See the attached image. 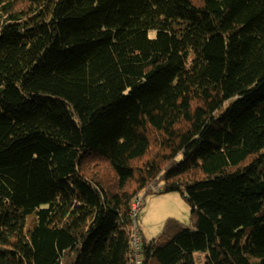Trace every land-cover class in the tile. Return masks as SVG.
<instances>
[{"label": "trees", "instance_id": "obj_1", "mask_svg": "<svg viewBox=\"0 0 264 264\" xmlns=\"http://www.w3.org/2000/svg\"><path fill=\"white\" fill-rule=\"evenodd\" d=\"M196 252L264 264V0H0V264Z\"/></svg>", "mask_w": 264, "mask_h": 264}, {"label": "rangeland", "instance_id": "obj_2", "mask_svg": "<svg viewBox=\"0 0 264 264\" xmlns=\"http://www.w3.org/2000/svg\"><path fill=\"white\" fill-rule=\"evenodd\" d=\"M192 208L185 198L177 192L164 194H148L137 214L138 226L147 243L156 240L162 233L167 219L173 218L191 224ZM195 264L209 262L208 253H194Z\"/></svg>", "mask_w": 264, "mask_h": 264}, {"label": "built area", "instance_id": "obj_3", "mask_svg": "<svg viewBox=\"0 0 264 264\" xmlns=\"http://www.w3.org/2000/svg\"><path fill=\"white\" fill-rule=\"evenodd\" d=\"M158 189H154V192H157ZM142 206V198L138 197L135 199L133 202L132 206V213H133V218L135 219L137 217V214ZM139 242H140V237H139V231L136 227V224L134 225V233H133V241H132V250L134 251L135 249H139ZM134 251L133 253V259L136 263L139 262V251Z\"/></svg>", "mask_w": 264, "mask_h": 264}]
</instances>
